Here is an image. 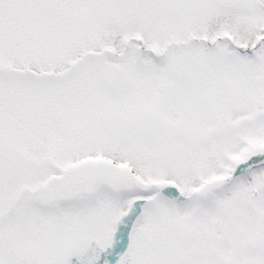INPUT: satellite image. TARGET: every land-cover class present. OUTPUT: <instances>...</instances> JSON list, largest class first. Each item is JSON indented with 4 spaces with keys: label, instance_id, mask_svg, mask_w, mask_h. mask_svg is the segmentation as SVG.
<instances>
[{
    "label": "snow or ice",
    "instance_id": "snow-or-ice-1",
    "mask_svg": "<svg viewBox=\"0 0 264 264\" xmlns=\"http://www.w3.org/2000/svg\"><path fill=\"white\" fill-rule=\"evenodd\" d=\"M0 264H264V0H0Z\"/></svg>",
    "mask_w": 264,
    "mask_h": 264
}]
</instances>
